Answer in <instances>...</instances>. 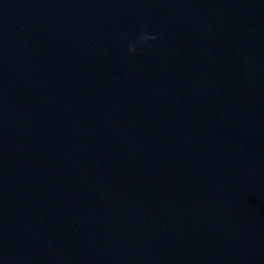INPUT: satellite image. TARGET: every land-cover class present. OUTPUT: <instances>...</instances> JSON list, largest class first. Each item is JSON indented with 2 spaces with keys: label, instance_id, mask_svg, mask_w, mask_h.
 Here are the masks:
<instances>
[{
  "label": "water",
  "instance_id": "1",
  "mask_svg": "<svg viewBox=\"0 0 264 264\" xmlns=\"http://www.w3.org/2000/svg\"><path fill=\"white\" fill-rule=\"evenodd\" d=\"M0 264H264V0H0Z\"/></svg>",
  "mask_w": 264,
  "mask_h": 264
},
{
  "label": "clouds",
  "instance_id": "2",
  "mask_svg": "<svg viewBox=\"0 0 264 264\" xmlns=\"http://www.w3.org/2000/svg\"><path fill=\"white\" fill-rule=\"evenodd\" d=\"M121 41L125 44L127 53L134 56L138 51H142L157 41L155 33L141 30L137 33L135 39H128L126 36L121 35Z\"/></svg>",
  "mask_w": 264,
  "mask_h": 264
}]
</instances>
